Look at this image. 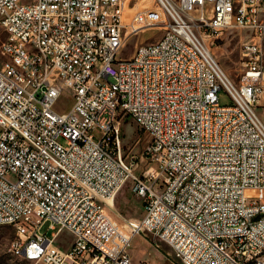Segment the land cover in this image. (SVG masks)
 I'll list each match as a JSON object with an SVG mask.
<instances>
[{"label":"built area","instance_id":"2783aa9c","mask_svg":"<svg viewBox=\"0 0 264 264\" xmlns=\"http://www.w3.org/2000/svg\"><path fill=\"white\" fill-rule=\"evenodd\" d=\"M130 1L0 0V57L14 54L0 61V223L18 228L11 250L34 264H133L143 230L180 264H264V0H151L127 16ZM152 28L159 38L117 57ZM228 28L251 33L235 82L205 43ZM65 89L73 103L58 113ZM126 118L149 137L139 173L122 154ZM126 183L143 215L123 229L111 204ZM63 230L65 247L54 242Z\"/></svg>","mask_w":264,"mask_h":264},{"label":"rangeland","instance_id":"374dc122","mask_svg":"<svg viewBox=\"0 0 264 264\" xmlns=\"http://www.w3.org/2000/svg\"><path fill=\"white\" fill-rule=\"evenodd\" d=\"M30 0H20V3H27ZM176 4L177 0H171ZM152 4L151 0H131L129 6H133L129 10L127 16L131 12L142 8L143 4ZM191 14L195 15L196 11ZM162 32L157 29H146L139 31L137 34L130 36L124 46L119 51L117 57L128 59L134 55L136 48L144 43L154 41L161 36ZM248 29L228 28L223 34L211 43L213 39L205 38V43L209 47V51L213 54L216 61L232 80L237 81L240 74V46L242 42L250 37ZM4 39V34L0 30V42ZM2 57H0V61ZM218 101L220 105H228L231 103L228 95L224 90L218 92ZM73 103V97L69 90L65 89L54 101L52 108L58 113H64L70 110ZM259 117L264 121V100L261 105L255 108ZM149 142L146 133L139 130L134 122L129 118L124 119L121 127V143L123 156L127 161H132L133 168L136 173L142 172L150 165V161L146 159L144 150ZM141 198L129 191L128 186L121 189L115 196L113 203V217L121 227L125 229V222L129 219H137L141 215ZM47 224L42 228L45 232ZM53 231L48 230L47 235L52 237ZM17 237L16 230L10 226H0V264H34L25 260L16 258L11 252V241ZM72 236L69 232L63 230L55 239V244L65 247ZM133 264H141L146 261L149 264H180L174 256L171 248L159 239H155L150 233L143 230L137 231L131 239L128 248Z\"/></svg>","mask_w":264,"mask_h":264},{"label":"bare ground","instance_id":"6f19581e","mask_svg":"<svg viewBox=\"0 0 264 264\" xmlns=\"http://www.w3.org/2000/svg\"><path fill=\"white\" fill-rule=\"evenodd\" d=\"M2 60L5 61V62H13L14 61V54L10 53V52H2ZM0 226L13 227V224L12 223H0ZM14 229L16 230V234H17V237H18V228H14ZM11 252H12V254L15 257L19 258V252H17L16 250H11Z\"/></svg>","mask_w":264,"mask_h":264},{"label":"crops","instance_id":"0c3cea01","mask_svg":"<svg viewBox=\"0 0 264 264\" xmlns=\"http://www.w3.org/2000/svg\"><path fill=\"white\" fill-rule=\"evenodd\" d=\"M126 186H128L129 191L132 193L131 188H130V185H129L128 183H126V184L122 187V189H123L124 187H126ZM142 215H143V204L141 203V215H140L139 218H137V219H135V220L140 219V218L142 217Z\"/></svg>","mask_w":264,"mask_h":264},{"label":"trees","instance_id":"16d2710c","mask_svg":"<svg viewBox=\"0 0 264 264\" xmlns=\"http://www.w3.org/2000/svg\"><path fill=\"white\" fill-rule=\"evenodd\" d=\"M17 258V257H16ZM20 259V258H19ZM21 260H23V259H21Z\"/></svg>","mask_w":264,"mask_h":264}]
</instances>
